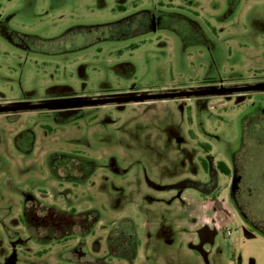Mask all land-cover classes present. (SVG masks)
I'll return each instance as SVG.
<instances>
[{
	"label": "rangeland",
	"instance_id": "rangeland-1",
	"mask_svg": "<svg viewBox=\"0 0 264 264\" xmlns=\"http://www.w3.org/2000/svg\"><path fill=\"white\" fill-rule=\"evenodd\" d=\"M166 15L187 18L202 37L186 41L162 24ZM102 85L125 97L264 85V0H0V107L56 102V89L92 96ZM262 106L264 89H253L111 102L77 125L46 108L0 111V154L11 174L0 169V264H85L84 255L106 256L108 231L124 217L138 225L135 264H264L263 235L197 188L172 189L206 180L201 159L209 155L230 165L242 118ZM25 129L36 134L27 152L14 141ZM51 150L114 153L131 169L119 176L99 168L86 185L60 183L46 167ZM218 178L224 197L230 178ZM31 180L42 181L38 194L48 202L103 209L80 248L75 238L42 244L26 231L10 181L25 188ZM256 183L261 202L264 180ZM204 220L224 231L201 248L192 242Z\"/></svg>",
	"mask_w": 264,
	"mask_h": 264
},
{
	"label": "flooded vegetation",
	"instance_id": "flooded-vegetation-1",
	"mask_svg": "<svg viewBox=\"0 0 264 264\" xmlns=\"http://www.w3.org/2000/svg\"><path fill=\"white\" fill-rule=\"evenodd\" d=\"M149 18L153 20L151 16ZM152 24L153 21H151L149 28L152 27ZM94 89L92 96L90 94L82 95L78 91L67 88L64 90L56 89L51 92L50 96L54 97L53 101H59L39 103L54 105L29 108L23 106L30 104L20 105L21 103H18L14 106L0 107L7 108L0 111L14 112L21 109L46 108L47 111L45 113L50 117L56 118L58 122L77 125L79 120L87 119L92 114L103 113L102 106H105V104L131 100L128 99L130 96L125 97L111 93L110 88L104 85L97 86ZM237 91L246 90L221 92ZM198 94L206 93L184 95ZM68 95L74 99L68 101L59 99ZM240 130V142L234 152H232L230 165L217 161L213 154L209 155L208 160L205 158L201 159V167L207 175L206 180L190 181L186 178L173 184L172 189L176 191V194L181 195L187 186L197 188L210 204H217L220 206V210H227L230 218L235 215L246 224L248 231L264 236V203H262L264 192L261 194L262 198L260 202L257 191L259 186L256 183L259 179L264 180V141H261L260 138V135L264 133L263 106L252 110L242 118ZM14 141L20 151H30L36 143L35 131L32 129L22 130L16 134ZM255 165L257 167H253ZM46 167L49 177L58 180L60 183H72L74 186L86 185L99 168H104L108 172L119 176L126 174L131 169V167L130 169H126L122 166L119 157L114 153L108 155L105 159H96L88 154L86 155L74 150H51L47 152ZM256 168H258L257 173ZM261 168L263 170H260ZM0 169L4 170L6 177L11 180L8 163L1 154ZM218 172L225 173L230 178V182L227 184L229 192L224 197ZM41 182L31 180L30 185L23 188L15 186L10 181L11 188L17 191L21 197L22 211L20 220L26 231L42 244L64 242L75 238L79 240L78 246L80 248L81 243L85 244L87 242V237L90 236L94 228L103 220L105 216L103 209L97 205L77 206L71 204L59 206L48 202L38 194L39 189H37V186ZM43 193L47 194L46 192ZM219 230L224 231V225L213 226L204 220L200 225L196 226L197 241L196 243L192 242V244L204 248L205 245L215 241V236ZM228 230L230 232L231 229L228 228ZM139 244L137 223L131 217H124L108 231L106 256L87 254L79 260L85 264H111L113 258H118L127 261L128 264H135L139 255ZM60 256H62V253H60Z\"/></svg>",
	"mask_w": 264,
	"mask_h": 264
},
{
	"label": "trees",
	"instance_id": "trees-1",
	"mask_svg": "<svg viewBox=\"0 0 264 264\" xmlns=\"http://www.w3.org/2000/svg\"><path fill=\"white\" fill-rule=\"evenodd\" d=\"M148 12L149 14H153V12ZM165 17L166 18L164 19L162 24L181 34L186 41H196V39H200L202 37L203 34L201 33V31L196 26H194L192 22H190L187 18L176 15H166ZM197 34H200V36H196Z\"/></svg>",
	"mask_w": 264,
	"mask_h": 264
},
{
	"label": "water",
	"instance_id": "water-1",
	"mask_svg": "<svg viewBox=\"0 0 264 264\" xmlns=\"http://www.w3.org/2000/svg\"><path fill=\"white\" fill-rule=\"evenodd\" d=\"M248 89H264V85H249L242 87H221L218 89L211 90H198V91H189V92H177V93H163V94H152V95H137L131 96L128 99H141V98H149V97H165V96H173V95H184V94H196V93H211V92H221V91H236V90H248ZM54 104H39V105H27L23 107H38V106H50ZM7 108H0V110H4Z\"/></svg>",
	"mask_w": 264,
	"mask_h": 264
}]
</instances>
